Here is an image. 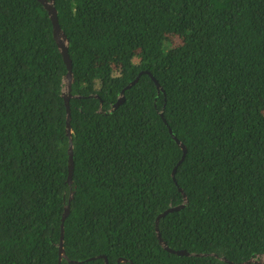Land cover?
<instances>
[{"label":"trees","instance_id":"1","mask_svg":"<svg viewBox=\"0 0 264 264\" xmlns=\"http://www.w3.org/2000/svg\"><path fill=\"white\" fill-rule=\"evenodd\" d=\"M54 6L72 66L71 184L67 67L51 19L38 0H0V264H106L99 255L108 264L261 257L264 0ZM172 134L186 148L180 163L183 149ZM183 194L184 206L160 218L161 238L201 255L172 253L157 237L156 217ZM68 203L66 258L59 262Z\"/></svg>","mask_w":264,"mask_h":264},{"label":"water","instance_id":"2","mask_svg":"<svg viewBox=\"0 0 264 264\" xmlns=\"http://www.w3.org/2000/svg\"><path fill=\"white\" fill-rule=\"evenodd\" d=\"M38 1L43 5V7L48 12V15H49V17L51 19V22H52L53 37H54V39H55V41L57 43V46H58V48L60 50V53L62 54L63 60H64V62L66 64V67H67V72H66L65 77H64L65 86H64V88L62 90V96L64 98L65 105H66V114H67L66 134H67L68 139H69V146H68V155H69V158H68V169H69V172H68V179L67 180H68V183L71 184L72 183V173H73V169H74V161H73L72 130H71V126H70L69 99L71 97L70 90H71V82L73 80V77H72V71H71V67H72L71 66V59H70V56H69V53H68V43H69V41H68V38L65 35L64 31L62 30V28L60 27V25L58 23L57 10H56V8L54 6V0H38ZM145 72H147L152 77V79L156 83V86H157L158 90H160L161 86L159 85L158 81L154 78V76L148 71H145ZM140 74H141V72H140ZM140 74L133 81L129 82L125 86V88H123L121 90V92H120V94L118 96V99L113 104L111 110H113L114 108L118 107L124 101V90L129 88V87H131L133 84H135L138 81ZM169 132L172 133L171 129H169ZM173 138L176 140V142L183 149L182 158L179 160V163H180L183 160L184 156H185L186 148L178 140V138H176V136L173 135ZM175 170H176V167L172 171V176L173 177H174ZM183 196H184V201L182 203H180L178 205H175V206H169L167 209H165L164 211L159 213L158 216L156 217L155 230H156V233H157V237L159 239L160 244L166 250H168V251H170L172 253H175L177 255H201V254L190 253L186 249L174 250V249L170 248L161 238V234H160L159 227H158L160 218L165 216L168 212H171V211L178 210V209L182 208L184 206L186 200H187L186 195L183 194ZM72 197H73V192L70 195V199ZM69 212H70V205L68 203L65 206V209H64V212H63V215H62V218H61V225H60L61 234H60V241L58 243L59 262L61 261V259L63 257L66 258V255H65V252H64V247H63L64 221H65L66 217L68 216ZM97 257H103L104 260H105V263L108 264V259H107V257L105 255H99ZM221 259L227 260L225 257H221ZM124 261H127V259L119 258L117 260V263L124 262ZM250 261H254V262L258 263V264H264V254L261 257H259L258 259L254 258V259L247 260L245 262H238V263H234L232 261H227V262H229L230 264H246L247 262H250ZM71 262H74V261H71Z\"/></svg>","mask_w":264,"mask_h":264},{"label":"rangeland","instance_id":"3","mask_svg":"<svg viewBox=\"0 0 264 264\" xmlns=\"http://www.w3.org/2000/svg\"><path fill=\"white\" fill-rule=\"evenodd\" d=\"M172 41H173V43H174V44H177V43H178L180 40H179V38H178V37H175V38H173V40H172Z\"/></svg>","mask_w":264,"mask_h":264}]
</instances>
